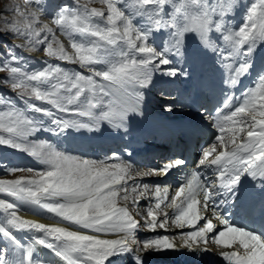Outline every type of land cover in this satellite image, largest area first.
I'll return each mask as SVG.
<instances>
[{
  "label": "snow or ice",
  "instance_id": "6c2138e0",
  "mask_svg": "<svg viewBox=\"0 0 264 264\" xmlns=\"http://www.w3.org/2000/svg\"><path fill=\"white\" fill-rule=\"evenodd\" d=\"M99 3L102 8H89L72 0L49 13L47 0H22L0 10L15 16L0 21V88L15 94L11 99L0 94V147L43 166L4 169L31 175L0 179L6 197L0 198V264H144L149 252H207L209 245L226 264H264V66L255 68L254 61L264 45V0L245 3L238 27L226 21L234 0ZM192 38L214 58L228 91L215 115L201 111L213 140L201 148L170 202L171 186L143 181L185 169L184 158L139 167L132 153L128 159L118 153L93 159L32 139L42 132L57 137L69 130L97 132L103 123L127 133L129 117L143 114L144 90L154 77L189 76L177 63ZM25 52H42L83 71L48 59L29 68ZM253 71L252 83L239 96L231 91ZM175 107L163 104L165 112ZM245 182L258 197L244 195ZM22 207L56 223L24 218ZM166 209L173 210L171 217ZM236 212L250 214L258 226L236 224ZM170 223L176 236L138 235L167 232ZM21 232L30 235L23 240ZM41 247L53 259L41 258Z\"/></svg>",
  "mask_w": 264,
  "mask_h": 264
},
{
  "label": "rangeland",
  "instance_id": "374dc122",
  "mask_svg": "<svg viewBox=\"0 0 264 264\" xmlns=\"http://www.w3.org/2000/svg\"><path fill=\"white\" fill-rule=\"evenodd\" d=\"M71 2L72 0H47L49 13H51L53 10L58 8L60 5L65 4V3H71ZM212 2H215V0H212ZM254 2H256V0H244V3H242V0H234V8L233 10L229 12L226 18H235V14L237 15L242 14L245 11V6H244L245 3L250 5L251 3H254ZM21 3H22V0H0V9L3 10L5 8H11ZM80 3L81 5L87 4L89 8H92V7L102 8L103 7V5L99 3V0H80ZM3 19L12 20V19H15V16L14 14L10 12L0 11V21H2ZM57 34L59 35V32H57ZM60 38L65 42L67 46V41L65 40V38L63 36H60ZM78 38L79 37H77V39ZM4 40L7 43H13V40L11 39V37L5 36ZM16 42L18 43L19 41H16ZM24 55L25 57L28 58L27 67L29 68H40L42 66V61L45 59H48L50 63H53V64L59 63L61 64L62 67H65V68L72 69L74 71H83V69H80L78 65H72V64H68L67 62L57 61L54 58H46L43 56L42 52H35V53L25 52ZM178 59H181V57H179ZM0 94L8 96V98L10 99L13 98L15 95L14 93H11L9 88H0ZM102 125H101V128H102ZM100 130L97 132H92L95 135L96 139L92 136V133L86 130H81V131L69 130L64 135L59 136V137L54 136L47 132H42V133H39L36 137H33L32 139L47 140L55 144L59 149L64 150L73 155L88 157V158H93V159H104L108 157V155L111 153L109 152V150H106L108 149L107 146L102 147V145L98 143L99 142L98 136L100 134ZM89 139L91 140V142L88 141ZM93 139L97 140V144L93 143L94 142ZM75 147H78L77 152L76 151L74 152ZM101 151H105L106 154H103ZM97 152L100 153L99 156L95 154ZM6 167H16V168L27 169V168H40L43 166L38 165L32 158H30L24 153L14 151L7 147H0V179H15L19 176L31 175L30 173L26 171L9 174V173H6L4 170ZM0 198H6V197H3V195L0 194ZM22 209H25L28 212L39 213V210L32 211L29 207H22ZM137 218L139 219V217ZM170 225L171 223L169 224V226ZM177 232L178 231L176 229H173V231L169 229L167 232H165L164 230L158 229L155 233L142 230L140 233H138V235L141 239H143L145 236H153L156 234H163V233L176 236ZM20 238L23 240L27 239L21 236Z\"/></svg>",
  "mask_w": 264,
  "mask_h": 264
},
{
  "label": "bare ground",
  "instance_id": "6f19581e",
  "mask_svg": "<svg viewBox=\"0 0 264 264\" xmlns=\"http://www.w3.org/2000/svg\"><path fill=\"white\" fill-rule=\"evenodd\" d=\"M193 46H194V44L192 42H190V40H188V43L186 45L185 53L181 57V59L182 60H186L187 57H188L189 58V61L185 65L184 69L189 66L190 67V70L192 72H195V71H197L199 69V67L201 65V61H200V55H199V53L197 51L193 52ZM33 53H35V52H33ZM36 55H37V53H36ZM216 70L222 71L219 66L216 67ZM214 77H216V75H214L210 79L214 80ZM106 127H107L106 131H104L101 134V136H100L101 137V140H102V143H104V144H107V143H109V144H115L117 147L120 144H122V142H121V140L119 138V134L116 133V132H113V130H110L108 125H106ZM114 139L117 141L116 143L112 142V140H114ZM77 149H78V147H75V150L73 149L74 152L75 151L77 152ZM142 203H143V200L140 202L141 209H143V207H144V205ZM166 210L168 211V209H166ZM20 214L24 218L33 219V220H36L38 222L45 223V224H48V225H52V224L56 223V219L55 218H50L49 215H47V214L40 215L38 213L28 212L25 209H22L21 212H20ZM202 223L203 222H201V224ZM169 229H171L173 231L174 228H173L172 225H170L169 226ZM187 230H189V229H185V231H187ZM17 234L19 235V237L21 236V237H25V238H27L30 235L29 233H24V232L17 233ZM156 235H169V234L163 233V234H156ZM169 236H172V235H169ZM109 238H115V237H109ZM177 243H179L178 240H177ZM209 246L212 247V248H214V246H211V245H209ZM38 254L43 259H53V257L50 256L48 250L43 249L42 247L38 249ZM190 254H195V252H189L187 249L168 250V251H163V252H149V253H147L144 256V264H155V262H158V263L167 262L169 260H173L175 258H179V257H181L183 255H190Z\"/></svg>",
  "mask_w": 264,
  "mask_h": 264
}]
</instances>
